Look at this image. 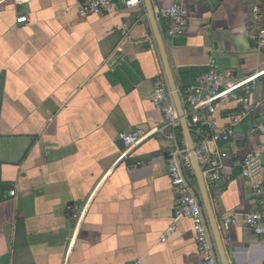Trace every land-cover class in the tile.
Listing matches in <instances>:
<instances>
[{"label":"crops","instance_id":"0c3cea01","mask_svg":"<svg viewBox=\"0 0 264 264\" xmlns=\"http://www.w3.org/2000/svg\"><path fill=\"white\" fill-rule=\"evenodd\" d=\"M79 1L0 0V264H203L191 221L174 216L167 160L177 144L150 134L164 125L151 96L165 72L145 6L115 0L112 14L80 17ZM151 2L180 97L210 68L233 80L264 69L254 40L264 0ZM180 3L188 28L169 38L156 13ZM257 103L250 121H264ZM237 107L216 108L218 130ZM121 132L150 135L127 150ZM259 143L232 141L208 189L219 226L236 220L220 229L229 264H264V234L242 223L264 213L253 189L264 199V170L251 181L237 166Z\"/></svg>","mask_w":264,"mask_h":264},{"label":"built area","instance_id":"2783aa9c","mask_svg":"<svg viewBox=\"0 0 264 264\" xmlns=\"http://www.w3.org/2000/svg\"><path fill=\"white\" fill-rule=\"evenodd\" d=\"M16 5L34 3L38 0H11ZM125 9L144 8L143 0H121ZM118 10L115 0H80L78 15L112 14ZM157 16L169 22L167 36L175 38L183 36L188 28V17L185 7L172 4L157 11ZM26 18H18L17 23H24ZM254 40L259 46H264V28H257ZM258 96V104L264 103V69L239 80H233L229 73H222L210 68L201 74L195 85L187 89L181 96V104L186 114L190 133H194V151L197 163L207 189H215L225 168V161L229 157L228 149L232 141L240 135L252 138L264 137V121L252 120V98ZM151 102L163 115L164 125L155 128L150 134L158 133L162 137L177 144L176 149L167 160V174L172 186L179 192V198L174 209L175 218L186 217L192 223L195 242L202 256L203 264H221L215 247L214 239L208 219L201 202L200 194L194 180V172L186 143L182 138L178 141L180 121L172 100L168 82L164 74L157 78L154 84ZM228 104L238 105L237 110L228 117V123L217 129L216 119L213 117L218 106ZM210 129L211 131H208ZM150 134L139 135L134 132H121L118 135L127 150L138 146ZM192 136V135H191ZM193 140V138H192ZM264 143L245 152L237 163L242 177L255 181L263 175ZM254 196L259 205L264 206L259 185L253 186ZM14 196V192H10ZM233 218L223 217L218 224L219 229H227L235 223ZM242 223L257 235L264 234V213L249 214ZM175 226L168 228L173 233ZM221 231V230H220ZM165 237L161 238V242ZM264 244V239H262Z\"/></svg>","mask_w":264,"mask_h":264},{"label":"water","instance_id":"95a60500","mask_svg":"<svg viewBox=\"0 0 264 264\" xmlns=\"http://www.w3.org/2000/svg\"><path fill=\"white\" fill-rule=\"evenodd\" d=\"M143 3L145 6V10H146L149 22L151 24L152 32H153L158 50H159L165 76L168 82L169 90L171 92L172 100L175 105L176 111L178 113L181 133H182L183 139L186 143V147L190 155L195 181H196L197 188L200 194L202 205L204 207V210H205V213L208 219V223H209L211 233L214 239V243H215V247H216V250L219 256V260L221 264H229L225 250H224L223 242H222L221 231L218 228V220L216 219L213 213L211 203H210V198H209V192L205 185L201 169L197 163V159H196V155L194 151V143L192 140L190 130L187 125L186 114L181 104V97H180L179 91L176 88V85H175V82H174V79L171 73V69L168 63V59H167L164 44H163V38L156 24V16L153 10L152 2L151 0H143Z\"/></svg>","mask_w":264,"mask_h":264},{"label":"trees","instance_id":"16d2710c","mask_svg":"<svg viewBox=\"0 0 264 264\" xmlns=\"http://www.w3.org/2000/svg\"><path fill=\"white\" fill-rule=\"evenodd\" d=\"M180 132H179V134H178V138L181 140L182 138H183V136H182V133H181V130H179ZM195 180V179H194Z\"/></svg>","mask_w":264,"mask_h":264},{"label":"rangeland","instance_id":"374dc122","mask_svg":"<svg viewBox=\"0 0 264 264\" xmlns=\"http://www.w3.org/2000/svg\"><path fill=\"white\" fill-rule=\"evenodd\" d=\"M191 135H192L193 141H195V135H194V133H192Z\"/></svg>","mask_w":264,"mask_h":264}]
</instances>
